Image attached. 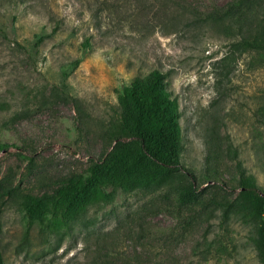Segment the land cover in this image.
Masks as SVG:
<instances>
[{
  "label": "rangeland",
  "instance_id": "374dc122",
  "mask_svg": "<svg viewBox=\"0 0 264 264\" xmlns=\"http://www.w3.org/2000/svg\"><path fill=\"white\" fill-rule=\"evenodd\" d=\"M237 2L0 0L3 264H259L230 151L264 190V63L243 54L226 68L237 36L210 22ZM263 8L252 0L244 10ZM153 69L177 102L180 183L194 181L195 196L184 199L170 176L130 192L109 187V200L60 228L27 217L29 197L105 156L118 93Z\"/></svg>",
  "mask_w": 264,
  "mask_h": 264
},
{
  "label": "trees",
  "instance_id": "16d2710c",
  "mask_svg": "<svg viewBox=\"0 0 264 264\" xmlns=\"http://www.w3.org/2000/svg\"><path fill=\"white\" fill-rule=\"evenodd\" d=\"M250 1L238 0L210 21L221 32L237 36L222 60L226 68L243 54H250L253 62L264 63V8L245 11ZM90 46L89 38H85L81 43L82 54ZM80 61L81 57L76 65ZM117 104L118 116L106 130L112 145L105 156L93 160L85 176L70 179L49 196L29 197L25 215L38 225L48 229L68 225L90 204L109 200L111 192H106L109 187L130 192L145 189L158 179L176 176L183 198L195 196L194 181L180 183L184 176L180 162V115L176 99L166 89L164 74L153 69L143 78H132L118 93ZM230 155L236 161L240 178L237 201L252 221L251 241L259 264H264V190L258 189L254 179L245 173L235 150ZM0 264H3L1 251Z\"/></svg>",
  "mask_w": 264,
  "mask_h": 264
}]
</instances>
